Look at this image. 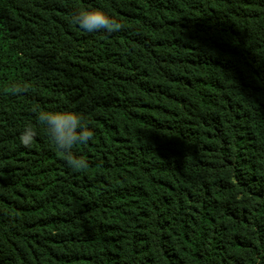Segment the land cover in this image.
<instances>
[{
  "label": "trees",
  "instance_id": "obj_1",
  "mask_svg": "<svg viewBox=\"0 0 264 264\" xmlns=\"http://www.w3.org/2000/svg\"><path fill=\"white\" fill-rule=\"evenodd\" d=\"M0 264H264V0H0Z\"/></svg>",
  "mask_w": 264,
  "mask_h": 264
},
{
  "label": "clouds",
  "instance_id": "obj_2",
  "mask_svg": "<svg viewBox=\"0 0 264 264\" xmlns=\"http://www.w3.org/2000/svg\"><path fill=\"white\" fill-rule=\"evenodd\" d=\"M71 20L88 33L101 30L113 31L119 27L117 21L102 8L77 9L72 14ZM18 90L17 86L12 87L13 92ZM36 122L42 126L51 143L69 156H73L75 145L88 143L93 135L90 128L86 126L83 115L72 109L38 110ZM36 134L33 127L24 126L20 134L21 142L25 145L30 144ZM69 163L75 168L87 167V161L80 157L70 159Z\"/></svg>",
  "mask_w": 264,
  "mask_h": 264
}]
</instances>
